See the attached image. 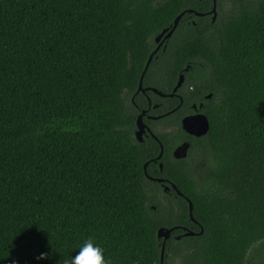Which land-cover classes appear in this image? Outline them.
Wrapping results in <instances>:
<instances>
[{
  "label": "trees",
  "instance_id": "trees-1",
  "mask_svg": "<svg viewBox=\"0 0 264 264\" xmlns=\"http://www.w3.org/2000/svg\"><path fill=\"white\" fill-rule=\"evenodd\" d=\"M213 4L0 0V264H65L86 237L111 264H161L160 227L164 264H264V0ZM185 10L143 78L183 101L150 105L141 75Z\"/></svg>",
  "mask_w": 264,
  "mask_h": 264
},
{
  "label": "water",
  "instance_id": "water-1",
  "mask_svg": "<svg viewBox=\"0 0 264 264\" xmlns=\"http://www.w3.org/2000/svg\"><path fill=\"white\" fill-rule=\"evenodd\" d=\"M214 4H213V8L209 11V13L211 14H214L215 16L217 15V0H213ZM188 12H194L195 14L201 16V15H204L205 13L203 12H199L197 10H194L192 8L190 9H187ZM186 12L185 11H182L180 14H178L173 22V26L171 28H166L164 29L160 35H158L157 37V41H160V39L162 38V36H164L163 40L159 42V44L157 45V47L153 50V52L150 54L147 62H146V65H145V68L143 70V73L141 75V78H140V82H139V87H138V90H144L143 88V78H144V75L147 71V69L149 68V65L154 57V54L158 51V49L161 47L163 41L169 37H171V35L173 34L174 30L176 29V27L178 26L183 14ZM181 84V83H179ZM155 92L159 93L160 95H166L162 92H160L157 88H152ZM169 96H173L175 95V92H171L169 94H167ZM183 101V99L181 98V102ZM145 110L142 111L139 115H138V118H137V131H136V136L138 137L139 140H143V136H144V133L146 131V128H147V125L143 119V117L145 116ZM183 125L185 127V129H187V131H189L191 134H194V135H201V134H204L206 133V131L208 130V121H207V118L200 114V113H197V114H194V115H191V116H188L186 118H184L183 120ZM155 138L159 141L160 145H161V151L160 153L157 155V157L155 159H159L162 157V154H163V144L161 143V141L159 140V138L154 135ZM188 147H189V144L188 143H184L182 144L181 146H179L176 150H175V155L177 157H183V156H186L187 155V150H188ZM147 164L145 165V168H146ZM152 180H157L159 182H163L165 181L164 178H160V177H152V176H149ZM172 187L178 192V194L180 195H183V193L179 190V188L176 186V184L174 183H171ZM188 199V198H187ZM189 201V214H190V217L193 221L197 222V220L195 219L194 215H193V202L188 199ZM175 227H171V228H165V227H160L159 230H158V236L161 237V238H164V241H163V245H162V255H161V264H164V257H165V246H166V241L167 239L170 237L172 231L174 230ZM186 235H193L195 234L194 232H191V231H186L185 232Z\"/></svg>",
  "mask_w": 264,
  "mask_h": 264
},
{
  "label": "clouds",
  "instance_id": "clouds-1",
  "mask_svg": "<svg viewBox=\"0 0 264 264\" xmlns=\"http://www.w3.org/2000/svg\"><path fill=\"white\" fill-rule=\"evenodd\" d=\"M65 264H111L104 249L92 237H86L78 246V251Z\"/></svg>",
  "mask_w": 264,
  "mask_h": 264
},
{
  "label": "flooded vegetation",
  "instance_id": "flooded-vegetation-1",
  "mask_svg": "<svg viewBox=\"0 0 264 264\" xmlns=\"http://www.w3.org/2000/svg\"><path fill=\"white\" fill-rule=\"evenodd\" d=\"M166 29V28H165ZM160 35V34H159ZM157 37L158 36H156V38H155V41H156V44L158 45L159 44V42L160 41H162L163 40V38H164V36H162V38L160 39V41H157ZM167 39H165L164 41H163V43L162 44H164L165 43V41H166ZM143 88H144V90L142 89V90H137V92H141L147 99H148V102H149V104L151 105V100H150V97H149V95H148V91H153V92H155L152 88H156V87H154L153 85H143ZM161 92V91H160ZM155 93H157V92H155ZM162 93H164V92H162ZM159 94V93H158ZM164 94H166V95H161V96H163V97H165V96H169V95H167V94H169V93H164ZM160 95V94H159ZM175 95H177V97H179L180 98V100H181V96L178 94V93H175ZM139 99H140V101L143 103L144 102V97L143 96H139ZM183 99V98H182ZM134 100V99H133ZM135 103V102H134ZM182 103V102H181ZM135 105H136V107L138 108V109H140L141 110V112L142 111H146L145 112V116L143 117V119H145V117H148V118H156L155 116H153V115H151L150 113H149V109L150 108H148V109H146V108H142V107H139V105L138 104H136L135 103ZM140 112V113H141ZM139 113V114H140ZM145 121V120H144ZM146 123V122H145ZM146 125H147V128H146V131H145V133H144V135H150V136H152V137H154L155 138V136L154 135H156L155 133H154V131H153V129L151 128V126L148 124V123H146ZM169 129H171V126L169 127ZM156 139V138H155ZM175 152V151H174ZM153 160L155 161V162H158L157 161V159H155V158H153ZM159 165L161 166L162 165V163H159ZM161 178V177H160ZM165 179V178H164ZM166 180L167 179H165V181H163L162 183H164V182H166ZM168 181V180H167ZM169 182V184H171L172 182H170V181H168ZM164 188L165 189H169V186L168 185H166V184H164Z\"/></svg>",
  "mask_w": 264,
  "mask_h": 264
}]
</instances>
